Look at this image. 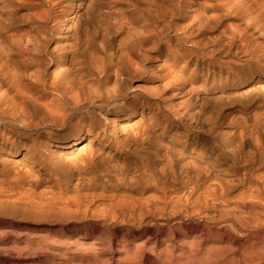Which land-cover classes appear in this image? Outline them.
Here are the masks:
<instances>
[{
  "label": "bare ground",
  "instance_id": "bare-ground-1",
  "mask_svg": "<svg viewBox=\"0 0 264 264\" xmlns=\"http://www.w3.org/2000/svg\"><path fill=\"white\" fill-rule=\"evenodd\" d=\"M0 264H264V0H0Z\"/></svg>",
  "mask_w": 264,
  "mask_h": 264
},
{
  "label": "rangeland",
  "instance_id": "rangeland-1",
  "mask_svg": "<svg viewBox=\"0 0 264 264\" xmlns=\"http://www.w3.org/2000/svg\"><path fill=\"white\" fill-rule=\"evenodd\" d=\"M219 94V92H216L214 95H218ZM215 100H218V97L215 99ZM235 104V103H234ZM221 104H219V106H220ZM221 108L222 109H225L226 108V105L225 104H223V105H221ZM235 108V107H234ZM234 108H233V110H234ZM63 131H65V129H63L61 132H63ZM72 157H75V152H73L72 154H70ZM58 177V176H57ZM52 186V187H51ZM56 186L52 183H49V182H46V183H42V185L39 187V190H55L56 188H55ZM193 210V212H196L197 210L196 209H192ZM191 212V211H190ZM115 245V244H114ZM113 251V253H115V249H113L112 250Z\"/></svg>",
  "mask_w": 264,
  "mask_h": 264
}]
</instances>
